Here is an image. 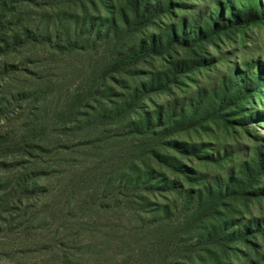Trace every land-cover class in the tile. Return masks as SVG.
Here are the masks:
<instances>
[{
    "label": "trees",
    "instance_id": "trees-1",
    "mask_svg": "<svg viewBox=\"0 0 264 264\" xmlns=\"http://www.w3.org/2000/svg\"><path fill=\"white\" fill-rule=\"evenodd\" d=\"M74 2L0 0V224L18 220L29 234L47 220L73 250L80 224L93 239L82 250L99 264H225L211 248L240 233L200 225L211 219L213 188L185 189L170 177L194 173L162 151L179 143L164 141L161 113L137 115L156 83L136 81L147 78L139 66L162 50L152 39L127 45L115 20L99 25ZM150 2H133L144 25ZM51 63L80 66L84 77L63 94ZM73 254L63 264L83 263Z\"/></svg>",
    "mask_w": 264,
    "mask_h": 264
},
{
    "label": "rangeland",
    "instance_id": "rangeland-1",
    "mask_svg": "<svg viewBox=\"0 0 264 264\" xmlns=\"http://www.w3.org/2000/svg\"><path fill=\"white\" fill-rule=\"evenodd\" d=\"M73 1L84 3L99 25L115 20L127 45H150L152 39L162 50L139 66L136 75L147 78L136 81L156 78V83L137 115L161 113L164 141L179 143L162 151L194 173V180L180 174L170 177L185 189L213 188L211 219L200 225L240 233L236 242H224V250L211 248V255L225 264H264V1L150 0L153 13L145 25L142 16H133L134 0ZM46 65L58 76L57 90L63 94L84 77L80 66L66 72L61 65ZM38 222L29 234L18 220L0 224V264H63V255L74 252L82 264H99L82 250L93 239L80 224L71 230L81 240L73 250L59 244L56 224Z\"/></svg>",
    "mask_w": 264,
    "mask_h": 264
}]
</instances>
